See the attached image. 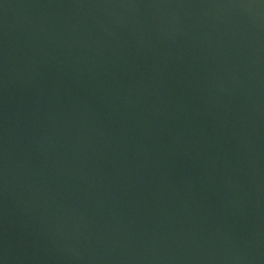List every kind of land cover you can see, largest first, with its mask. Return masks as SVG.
<instances>
[{
    "label": "water",
    "instance_id": "1",
    "mask_svg": "<svg viewBox=\"0 0 264 264\" xmlns=\"http://www.w3.org/2000/svg\"><path fill=\"white\" fill-rule=\"evenodd\" d=\"M0 264H264V0H0Z\"/></svg>",
    "mask_w": 264,
    "mask_h": 264
}]
</instances>
